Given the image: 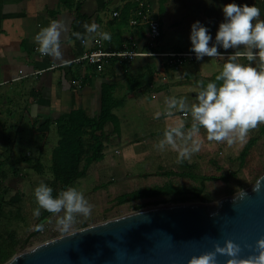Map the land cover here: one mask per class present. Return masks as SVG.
Instances as JSON below:
<instances>
[{
  "label": "crops",
  "instance_id": "0c3cea01",
  "mask_svg": "<svg viewBox=\"0 0 264 264\" xmlns=\"http://www.w3.org/2000/svg\"><path fill=\"white\" fill-rule=\"evenodd\" d=\"M139 3V0H0V119L3 115H12L18 120L19 127L15 129L14 145L11 148L12 160L16 167L28 163L29 158L21 155L31 153L32 144L38 143L31 136L35 124L51 119L50 134L43 142L46 151L47 143L56 127L54 121L64 113L83 108L88 115H98L101 110V87L106 81L123 80L126 70H136L145 65L151 56H137L131 60L112 57L103 70H97L87 63H68L74 57L88 50L100 33L110 34L109 40H104L105 47L112 51H121L130 46L139 51L146 50L149 35L148 25L142 23L133 26L122 18V10L128 3ZM257 0H246L251 5ZM259 7L264 9V0H260ZM77 4L79 9L76 8ZM154 7V5H153ZM135 8V7H134ZM163 36L159 44L162 51H190L189 21L183 25L166 23L164 11L158 16ZM119 15H114V12ZM217 15L211 16L205 23L215 35ZM264 19V13H262ZM53 20H59L65 26L61 34L62 61L51 56H42L35 42V35ZM95 24L94 33L88 32L86 25ZM85 40V43L83 42ZM229 52L232 49L228 50ZM158 62V76L155 81L145 80L141 87L135 90L126 89L121 92L124 102L114 109L120 121L121 133L128 132L134 136L145 135L144 130L150 126L156 132L161 127L175 126L183 120L182 112L173 110L171 116H166L165 99L167 97H186L191 104L196 102L199 91L198 79L210 80L222 70L226 57L208 58L197 61L189 58L178 69H171L164 63V59L154 58ZM245 57L240 56L238 62L243 63ZM254 65L259 69L261 61L257 58ZM56 65L55 67H52ZM25 74H27L25 76ZM170 76V79L168 80ZM148 77V74H147ZM148 79V78H146ZM83 82L77 85L75 81ZM123 91V89H122ZM147 91V92H146ZM161 115L157 118L156 113ZM190 115V114H189ZM188 115V116H189ZM185 117V116H184ZM187 117V116H186ZM29 125L24 134V124ZM191 127V124L188 125ZM113 128L108 123L107 128ZM57 129V127H56ZM129 130V131H128ZM147 130V129H146ZM159 131V132H162ZM36 134V133H35ZM264 134V133H262ZM43 139V138H42ZM1 140V139H0ZM58 141V139H57ZM57 144V143H56ZM55 144V145H56ZM31 145V146H30ZM55 147V146H54ZM0 148H3L2 145ZM53 148L51 149L52 153ZM3 151V150H2ZM2 151L0 150V156ZM107 160L106 154L101 161ZM22 161V162H21Z\"/></svg>",
  "mask_w": 264,
  "mask_h": 264
},
{
  "label": "rangeland",
  "instance_id": "374dc122",
  "mask_svg": "<svg viewBox=\"0 0 264 264\" xmlns=\"http://www.w3.org/2000/svg\"><path fill=\"white\" fill-rule=\"evenodd\" d=\"M139 1L149 4L152 11L156 13L163 0ZM245 1L235 0L237 4H244ZM259 1L257 0V2ZM229 2L232 0H212L211 4L206 0H165L164 19L166 23L175 26L183 25L189 21H203V19L208 21L211 16L217 15L216 25H218L223 19L221 8ZM257 2L255 4L259 6ZM248 63L249 61H244V64ZM168 75L166 78L169 80L170 76L168 78ZM82 82V80L75 81L77 85ZM186 98L189 97L186 96ZM191 104L189 103V105ZM181 117L185 121L186 131L190 128L188 125L192 123V118L190 115ZM2 118L5 119H0V147L1 145L3 147L0 148L1 151L3 150L0 156V233L5 235L8 232L13 233L16 252L21 250L24 245L27 248L35 246L84 227V225L87 226L132 212L137 209V205L156 200V198L143 199L118 205L115 198L121 193L169 182L186 186L200 185L199 181L188 177L164 175L163 172L166 170L192 169L206 175H231L228 180L218 179L205 183L204 194L210 198V201H216L223 196L248 187L264 174V134L261 131L264 122L249 129L243 141L237 140L232 145H228L224 141H208L206 131L201 128L199 134L202 141L201 148L185 160L178 159V149L166 146L161 151L156 147L159 140L163 138L164 132L159 126L156 129L160 130L152 132V134L148 131H153L155 127H147V130H144L147 134L144 136H134L129 132V135L126 133V136L124 133L118 135L113 131V128L109 127L107 132L110 134H108L104 149L107 160L91 164L86 176L78 179L71 186L83 192L89 204L92 205L91 213L88 216L76 214V220L69 231L62 232L57 225V219L63 213H50L43 217L45 210L41 209L39 216L33 215V210L38 207L34 189L41 182L52 188L56 184L50 167L51 149L54 148L59 137L56 127L52 128L46 151L42 142L43 137L31 132V137L34 139L32 141L38 143L30 145V154L24 152L20 156L21 159L26 157L30 161L23 163L21 167H16V163L12 160L11 148L14 145L15 129L19 127V122L12 115H3ZM28 127V123L23 126L26 136V133H29ZM164 129L166 130L167 127ZM252 136H257L258 140L247 156L244 166L240 168V153ZM176 140L180 145V138L177 137ZM38 164L41 165V170L36 168ZM16 195L20 196L19 201L15 200ZM40 219H42L40 226L43 232L27 240Z\"/></svg>",
  "mask_w": 264,
  "mask_h": 264
},
{
  "label": "clouds",
  "instance_id": "9594fccd",
  "mask_svg": "<svg viewBox=\"0 0 264 264\" xmlns=\"http://www.w3.org/2000/svg\"><path fill=\"white\" fill-rule=\"evenodd\" d=\"M211 4L212 0H206ZM223 19L218 24L213 37L210 28L200 20L190 25V52L197 61L208 58H225L222 70L213 80L205 83L198 81L199 91L195 103L189 105L186 97H167L165 104L166 116H171L173 110L180 111L192 118L191 127L185 131V121H178L175 126L168 127L163 132V138L156 147L163 151L166 146L178 149V159H189L201 148L200 129L206 131L208 141L226 142L232 145L237 140L243 141L249 129L264 122V19L261 9L255 3L237 4L235 0L226 3L221 8ZM88 32L94 33L95 24L86 25ZM65 26L59 20H53L43 27L36 35L35 42L42 56H51L62 61L61 34ZM104 40H109L110 34L100 33ZM232 49L231 52L228 50ZM243 56L248 64L238 62ZM260 58L259 69L254 66ZM158 118L161 113L157 112ZM181 144H177L176 138ZM53 188L41 182L34 189L38 207L33 210L34 216H39L41 209L53 214H60L57 225L62 232L69 231L76 220V214L88 216L92 205L89 204L83 192L75 187H67L58 195L53 196ZM247 193L242 191L243 198ZM240 246L231 240H226L223 246L214 245L213 251L192 256L188 264H217V254L231 257L227 264H241L238 259ZM256 252L250 255L246 264H264V238L256 241Z\"/></svg>",
  "mask_w": 264,
  "mask_h": 264
},
{
  "label": "water",
  "instance_id": "95a60500",
  "mask_svg": "<svg viewBox=\"0 0 264 264\" xmlns=\"http://www.w3.org/2000/svg\"><path fill=\"white\" fill-rule=\"evenodd\" d=\"M245 191L243 198L239 194ZM264 238V174L216 201L165 202L26 245L3 264H188L231 240L246 264ZM231 257L217 254V264Z\"/></svg>",
  "mask_w": 264,
  "mask_h": 264
},
{
  "label": "trees",
  "instance_id": "16d2710c",
  "mask_svg": "<svg viewBox=\"0 0 264 264\" xmlns=\"http://www.w3.org/2000/svg\"><path fill=\"white\" fill-rule=\"evenodd\" d=\"M164 1L160 4L158 16L164 11ZM79 5L77 4L76 8L79 9ZM137 5L136 2H130L124 6L122 18L125 22L129 21L134 7ZM154 58L151 57L144 66L136 70H126L122 81L111 80L102 84L101 110L98 115L90 116L85 109L77 108L69 113L62 114L54 121L59 137L51 153V173L56 182L53 188V196L58 195L60 191L71 187L75 181L86 176L89 166L104 158L106 139L108 134H110L106 130L108 123L113 125V131L116 134H121L120 121L114 113V109L124 102V96L121 95V92H124L126 89L135 90L141 87L145 80L149 82L156 80L158 76V62ZM218 73L210 80H213ZM201 80L205 83L210 81L198 79L196 82ZM52 123L53 121L51 119H46L39 124L36 123L34 132L41 135L45 141L50 134V126ZM261 131L264 133V124ZM257 140V136H252L245 144L240 153V168L244 166L246 158ZM36 168L41 170V165H36ZM163 174L167 176L188 177L199 181L200 185L186 186L169 182L162 185L144 186L119 194L115 198L116 204L121 205L137 200L156 198V200L137 205L136 208L139 209L151 204L165 202L210 201V198L204 194L205 183L218 179L228 180L231 176L227 174L218 176L200 174L192 169L182 171L166 170ZM15 200L19 201L20 196L16 195ZM49 214L50 212L45 210L43 217ZM41 220L38 221L27 240L40 233L42 230L40 226ZM15 253L16 245L13 233L8 232L6 235L0 233V264L5 263Z\"/></svg>",
  "mask_w": 264,
  "mask_h": 264
},
{
  "label": "built area",
  "instance_id": "2783aa9c",
  "mask_svg": "<svg viewBox=\"0 0 264 264\" xmlns=\"http://www.w3.org/2000/svg\"><path fill=\"white\" fill-rule=\"evenodd\" d=\"M114 15H119V12L115 11ZM142 23H146L149 29L146 50L139 51L133 47L126 46L121 51H112L105 47L102 38H97L93 42L92 46L88 48V50L83 51L82 54L74 57L68 63H87L93 65L97 70H103L108 60L112 57L131 60L137 56H151L164 59L165 65L171 69H178L185 63L187 59L195 57L190 51L176 52L159 50V44L163 36L161 21L152 11V8L149 4L140 1L132 12L130 24L133 26H138ZM83 42L85 43V40H83ZM55 66L56 65H53L52 67ZM26 75L27 74H25V76ZM1 84L2 82H0V85ZM182 114L184 115V113ZM42 232L43 229L40 231V233Z\"/></svg>",
  "mask_w": 264,
  "mask_h": 264
}]
</instances>
